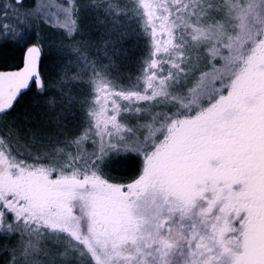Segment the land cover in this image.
<instances>
[{
  "label": "snow or ice",
  "instance_id": "6c2138e0",
  "mask_svg": "<svg viewBox=\"0 0 264 264\" xmlns=\"http://www.w3.org/2000/svg\"><path fill=\"white\" fill-rule=\"evenodd\" d=\"M0 59V264H264V0H0Z\"/></svg>",
  "mask_w": 264,
  "mask_h": 264
},
{
  "label": "trees",
  "instance_id": "16d2710c",
  "mask_svg": "<svg viewBox=\"0 0 264 264\" xmlns=\"http://www.w3.org/2000/svg\"><path fill=\"white\" fill-rule=\"evenodd\" d=\"M15 61L13 60H8V61H3L2 59H0V66H8V65H12L14 64ZM130 66H134V65H130ZM34 103V101L31 99V96L29 95V97H25L22 101L21 104L22 105H28V104H32ZM25 108H19L18 111H24Z\"/></svg>",
  "mask_w": 264,
  "mask_h": 264
}]
</instances>
